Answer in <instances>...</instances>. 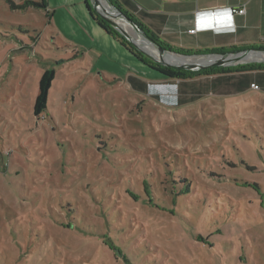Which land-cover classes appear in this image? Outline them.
<instances>
[{
	"label": "rangeland",
	"instance_id": "374dc122",
	"mask_svg": "<svg viewBox=\"0 0 264 264\" xmlns=\"http://www.w3.org/2000/svg\"><path fill=\"white\" fill-rule=\"evenodd\" d=\"M103 1L99 16L142 38ZM249 50L184 60L264 64ZM206 84L160 80L84 0H0V264H124L100 233L131 264H264V89Z\"/></svg>",
	"mask_w": 264,
	"mask_h": 264
},
{
	"label": "crops",
	"instance_id": "0c3cea01",
	"mask_svg": "<svg viewBox=\"0 0 264 264\" xmlns=\"http://www.w3.org/2000/svg\"><path fill=\"white\" fill-rule=\"evenodd\" d=\"M116 1L158 41L174 49L204 52L264 48V0ZM84 7L86 9L85 3ZM241 9L245 10L243 15L237 13ZM156 75L160 80H167ZM262 77L264 79V71L196 79L211 83V87L206 84L202 90L209 89L212 96L221 98L249 94L253 84L258 86L260 93L264 89ZM260 99L264 103V93Z\"/></svg>",
	"mask_w": 264,
	"mask_h": 264
},
{
	"label": "trees",
	"instance_id": "16d2710c",
	"mask_svg": "<svg viewBox=\"0 0 264 264\" xmlns=\"http://www.w3.org/2000/svg\"><path fill=\"white\" fill-rule=\"evenodd\" d=\"M107 2L118 9L120 12H122L126 17H128L130 20H132L137 28L143 33L144 36H146L149 40H152L155 42L161 49L164 51H168L170 53H176L179 55H186V56H195L198 53H217V54H226L230 51H244L248 50L250 48H228V49H221V50H211V51H204V52H191L188 50H182V49H174L170 46H167L166 44H163L162 42L158 41V39L155 37V35L139 24L130 14H128L126 11L123 10L122 6L116 1V0H107ZM86 9L92 19L97 23V25L105 32L107 33L110 37H112L114 40L119 42L125 49H127L141 64L144 66L152 69L156 73L159 74V76L163 79L167 80H177L181 82L185 81H191L196 78H201V77H223L227 75H241L244 73H249L252 71H264V64H259V65H254V66H249V67H243V68H236V69H225L223 67H209L207 69L203 70H197V71H188V70H183V69H173V68H168L161 66L159 64H156L149 58L145 57L142 53H140L134 46L124 37L122 36L113 26H111L104 18L99 16V14L96 12V10L93 9L92 4L90 3L89 0H84ZM37 6V5H36ZM43 7V6H40ZM55 70L53 68L46 69L39 81V92L38 96L36 97L35 103H34V115L37 117L41 113H43L46 109L47 102H48V96H49V91L52 87V84L55 80ZM180 105V104H178ZM183 182L186 184L179 195H184L188 194L189 189H191V183H189L186 179L183 180ZM252 189V188H251ZM254 190V189H253ZM256 191V190H255ZM258 192V191H256ZM260 193V191L258 192ZM261 197V194H260ZM149 203L150 200L148 198ZM175 203V200L173 199L172 204ZM71 225V224H70ZM70 227V226H69ZM82 233H86L83 229L79 228ZM90 234L92 235H98L99 233H93L91 232ZM100 238L99 240L103 242V246L107 247L108 249H115L118 250V254L120 255V260L124 264H131L130 261L126 258L125 254L123 251L118 249L112 241L107 239L108 241H104L101 239L104 238L105 236L99 234Z\"/></svg>",
	"mask_w": 264,
	"mask_h": 264
},
{
	"label": "water",
	"instance_id": "95a60500",
	"mask_svg": "<svg viewBox=\"0 0 264 264\" xmlns=\"http://www.w3.org/2000/svg\"><path fill=\"white\" fill-rule=\"evenodd\" d=\"M90 3L92 4V6L94 7L95 10L103 8L100 4V2L98 0H89ZM104 9V8H103ZM112 9L114 10V12L117 14L116 17L117 18H121L123 19L126 23L130 24L133 28L136 29V31L141 34V37L143 39H145L146 41H148L150 44L156 46L159 48L160 53H165V51L163 49H161L155 42H153L152 40H149L146 36L143 35V33H141V31L137 28L136 24L130 20L128 17H126L122 12H120L118 9H116L115 7H112ZM98 11V10H97ZM99 12V11H98ZM110 16L111 13L107 12ZM100 15H102V13L99 12ZM105 20L113 27L117 28L118 31L120 32V34L122 36H124L130 43H132L134 46H136L135 42L129 38V36L125 33V31L123 29H121L116 23L111 22L110 20H108L107 18H105ZM136 49L138 51H141L145 56H147L150 60H152L153 62L164 66V67H168V68H173V69H183V70H188V71H197V70H203V69H207L209 67H223L228 65L231 61H235L237 60V58H233V59H229L227 58V55H223L221 56V58H217L215 57V59H210V60H205L204 64L201 63H196L194 61H191L190 63H185V64H169L167 62H164L163 60L158 61L155 58H153L151 55L147 54L145 51H143L142 49L138 48L136 46ZM170 53V52H168ZM252 53H264V48L261 49H254V50H249V51H245V52H241L240 54L243 55V57H246L249 54ZM172 54V53H171ZM180 58L184 59H188L192 58V56H186V55H179Z\"/></svg>",
	"mask_w": 264,
	"mask_h": 264
},
{
	"label": "bare ground",
	"instance_id": "6f19581e",
	"mask_svg": "<svg viewBox=\"0 0 264 264\" xmlns=\"http://www.w3.org/2000/svg\"><path fill=\"white\" fill-rule=\"evenodd\" d=\"M98 1L101 3V5H102L103 8H105L107 10H110L109 6H107L104 3L103 0H98ZM101 10L104 12V9H101ZM103 14H105V12ZM136 44H138L141 48H144L150 55H153L156 58L157 55H156L155 48L152 45H150L145 39H143V38L140 39L139 38L136 41ZM247 59H251V60L252 59L253 60H256V59L260 60V59H262L263 60V57L260 54H256V55H250V56H248ZM161 60H163L164 62H167L169 64H173V65L174 64H185V63H190L191 61H193V60H191V61H185L182 58H175L174 56H170L168 54H167V56H165V58H163ZM194 62L204 64L205 63V60L194 61Z\"/></svg>",
	"mask_w": 264,
	"mask_h": 264
},
{
	"label": "built area",
	"instance_id": "2783aa9c",
	"mask_svg": "<svg viewBox=\"0 0 264 264\" xmlns=\"http://www.w3.org/2000/svg\"><path fill=\"white\" fill-rule=\"evenodd\" d=\"M237 13L240 14V15H243L245 13V10L241 9V10L237 11ZM251 89L258 90L259 88H258V86L253 84V85H251Z\"/></svg>",
	"mask_w": 264,
	"mask_h": 264
},
{
	"label": "snow or ice",
	"instance_id": "6c2138e0",
	"mask_svg": "<svg viewBox=\"0 0 264 264\" xmlns=\"http://www.w3.org/2000/svg\"><path fill=\"white\" fill-rule=\"evenodd\" d=\"M219 15V14H218ZM224 15H227V13H224Z\"/></svg>",
	"mask_w": 264,
	"mask_h": 264
}]
</instances>
